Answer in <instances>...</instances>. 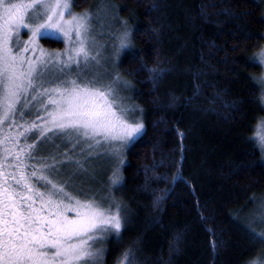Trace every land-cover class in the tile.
I'll return each instance as SVG.
<instances>
[{
  "label": "trees",
  "instance_id": "1",
  "mask_svg": "<svg viewBox=\"0 0 264 264\" xmlns=\"http://www.w3.org/2000/svg\"><path fill=\"white\" fill-rule=\"evenodd\" d=\"M71 1L78 12L104 1L118 33H130L117 69L144 125L113 191L108 168L94 167L95 187L129 213L119 240L107 238L103 264H117L129 248L138 264H264L262 227L250 220L264 195L254 138L264 119L255 59L264 0Z\"/></svg>",
  "mask_w": 264,
  "mask_h": 264
},
{
  "label": "snow or ice",
  "instance_id": "2",
  "mask_svg": "<svg viewBox=\"0 0 264 264\" xmlns=\"http://www.w3.org/2000/svg\"><path fill=\"white\" fill-rule=\"evenodd\" d=\"M91 31L89 13L73 15L70 0H0V264H101L104 249L97 245L109 236L119 240L129 223L126 206L80 199L54 178L72 160L69 153L37 158L51 134L71 143V152L84 145L87 155L103 150L122 162L123 148L143 133V123L130 120L135 106L119 95L128 82L117 76L104 84L88 70L97 59L87 46ZM129 36H121V48ZM44 39L68 46L48 52L38 44ZM29 51L39 55L25 56ZM259 139L264 149V135ZM257 238L264 243V235ZM117 264H138L132 248Z\"/></svg>",
  "mask_w": 264,
  "mask_h": 264
},
{
  "label": "rangeland",
  "instance_id": "3",
  "mask_svg": "<svg viewBox=\"0 0 264 264\" xmlns=\"http://www.w3.org/2000/svg\"><path fill=\"white\" fill-rule=\"evenodd\" d=\"M24 2H28V0H24ZM71 4V12L73 15H79L82 13H89L91 17V35L88 38V48L91 49V55L95 56L97 59L89 65V71L92 75H99L103 77L101 81L104 84L111 83L117 76L120 77L121 82L125 81V78L122 77L118 67V59L119 55L121 57L122 52L127 49L121 48L120 45V38L121 36L127 31H120L117 30V23L115 22L116 16L111 14L109 11L108 5L104 3V1H98L95 4V7H88L82 11H74L72 8V1L70 0ZM129 33V32H128ZM30 33L22 34L20 36L21 41H27L29 39ZM130 39V36H129ZM56 40V39H53ZM62 42L61 47H49L43 46L38 40V44L41 48L47 50L48 52H62L68 45L66 40H59ZM130 45V44H129ZM128 45V46H129ZM264 51V45L261 47V51H259L256 55V60H258L261 66V74H260V81L264 83V62L259 60V53ZM25 56H33L39 55V53H33L31 51L24 54ZM75 67V66H74ZM91 78V77H89ZM48 80H51L52 77H47ZM121 87L124 88L125 86L121 84ZM129 90V86L126 85V90L120 91L119 95L125 98V92ZM128 96L126 94V98L124 99V103L129 107L133 106V103L130 99H127ZM135 112L130 115V120H135L137 122H142L141 118L139 117V110L135 107ZM34 111V110H33ZM43 115V113H42ZM27 120H34L36 119L35 115H30L25 117ZM264 122V119L260 120V123L256 125L257 129L254 135L256 139V143L258 149H260L262 155L264 156V149L261 148L260 144V135H264V132H261V125ZM8 129L5 127L4 131ZM50 139L47 140L45 143L40 145L38 153L44 154L45 157L49 155V153H53L58 155L60 158L63 159L64 153H69L72 157L71 161H66L60 168V174L57 176L55 174L54 178L58 181L65 182L67 187L66 190L73 194H81L79 196L80 199H84L86 196H95L98 201L103 202L104 207H108L109 203H116L113 198L112 194H103L100 193V189L95 187L99 182V172L94 167H101L105 166L108 169V173L106 175L105 183L108 190L110 188L113 191V180L116 181L115 184H118L121 180L120 178V169L121 164L124 161V152L126 148L129 146H125L122 150V162L121 158H117L116 156H112L111 154L105 155L103 150H101L98 155H87L86 152H82L81 148L86 147L84 145L77 146L74 152H71L70 149L72 148V144L68 143L63 139H56L54 136H51ZM29 142V141H28ZM119 143V142H116ZM67 144V147L64 145ZM3 149L0 148V151ZM61 152V153H60ZM76 161H80L82 164V168H78L76 165ZM115 173V176H114ZM258 210L256 214L253 213L251 216V222H255V226L262 227V232H258L259 236L264 235V195L260 197ZM113 211L115 209L113 208ZM71 215H74L72 213ZM249 220V221H250ZM256 220V221H255ZM110 237V236H109ZM106 242V241H105ZM105 242L102 245H97V247H102L105 253ZM104 253L102 256L101 264H103Z\"/></svg>",
  "mask_w": 264,
  "mask_h": 264
}]
</instances>
